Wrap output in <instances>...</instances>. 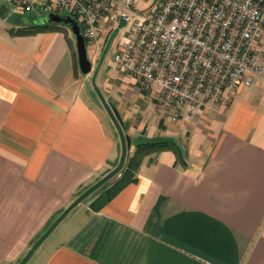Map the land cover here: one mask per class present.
Masks as SVG:
<instances>
[{
    "label": "crops",
    "instance_id": "crops-1",
    "mask_svg": "<svg viewBox=\"0 0 264 264\" xmlns=\"http://www.w3.org/2000/svg\"><path fill=\"white\" fill-rule=\"evenodd\" d=\"M38 16L0 5V264H17L120 155L64 30L15 32ZM114 68L97 84L121 117L128 152L166 138L180 154L146 156L136 180L98 210L83 202L35 264H264V76L225 107L172 121L154 92Z\"/></svg>",
    "mask_w": 264,
    "mask_h": 264
},
{
    "label": "built area",
    "instance_id": "built-area-1",
    "mask_svg": "<svg viewBox=\"0 0 264 264\" xmlns=\"http://www.w3.org/2000/svg\"><path fill=\"white\" fill-rule=\"evenodd\" d=\"M132 2L0 0V5L29 15L74 17L95 55L104 46L102 35L123 19L113 63L154 92L158 111L172 121L225 107L239 87L264 76V0H163L145 12L135 11Z\"/></svg>",
    "mask_w": 264,
    "mask_h": 264
},
{
    "label": "water",
    "instance_id": "water-1",
    "mask_svg": "<svg viewBox=\"0 0 264 264\" xmlns=\"http://www.w3.org/2000/svg\"><path fill=\"white\" fill-rule=\"evenodd\" d=\"M43 22H56L63 23L71 30L74 37V46L77 58V64L79 72L82 75L90 74V83L93 88L94 93L97 95L104 109L106 110L111 122L113 123L118 138L120 142V155L117 164L109 170L106 174H104L97 181L92 183L86 189H84L77 197H75L62 211L61 213L48 225V227L38 236V238L32 243L24 256L18 261L17 264H26L36 249L40 246V244L50 235V233L56 228V226L61 222V220L68 214V212L74 208L78 203L84 200L87 196L92 194L95 190H97L101 185L107 182L110 178L115 176L122 169L127 154L128 148L130 146V138L124 133L122 120L118 112L116 111L113 104L107 101L102 94L99 86L96 83V77L99 72V69L103 63L107 50L119 29L124 25V20L121 19L116 27L112 29L109 33L104 46L101 50V53L98 57V60L95 66H92V62L87 55L86 43L83 37V34L80 30V26L78 21L69 15H60L56 13H48Z\"/></svg>",
    "mask_w": 264,
    "mask_h": 264
},
{
    "label": "trees",
    "instance_id": "trees-1",
    "mask_svg": "<svg viewBox=\"0 0 264 264\" xmlns=\"http://www.w3.org/2000/svg\"><path fill=\"white\" fill-rule=\"evenodd\" d=\"M63 23L56 22H44V23H29L25 26L19 27L15 32L17 33H35L47 30H58L62 29ZM80 30L82 32V27ZM67 27V26H66ZM68 42L69 38L67 37ZM86 43V41H85ZM75 55V52H74ZM77 64V61H75ZM134 149L128 152L125 163L118 174L110 178L107 182L101 185L92 194H97L94 199L90 202V207L93 210L100 209L104 204H106L117 192H119L128 183L133 182L137 178V171L142 162V160L150 155L156 154L165 149H172L177 155L180 154L178 147L175 142L171 139L166 138H154L143 141H137L133 143ZM113 180V181H112ZM88 197V196H87ZM86 197V198H87Z\"/></svg>",
    "mask_w": 264,
    "mask_h": 264
},
{
    "label": "rangeland",
    "instance_id": "rangeland-1",
    "mask_svg": "<svg viewBox=\"0 0 264 264\" xmlns=\"http://www.w3.org/2000/svg\"><path fill=\"white\" fill-rule=\"evenodd\" d=\"M22 14H25V13H22ZM26 16H30L29 14H25ZM32 16V15H31ZM46 14H41V16H38L39 18H36L35 22L36 23H44L43 19L45 18ZM30 21H32L30 18H29ZM61 26H63V30L64 32L66 33V35L68 36L69 38V41H70V46L72 48V50L75 52V46H74V37H73V34L71 32V30L69 29V27H66L62 24H60ZM125 31V27H123L120 31H118L108 50H107V53L105 55V58L103 60V63L99 69V72H98V75H97V78H96V83H97V80L99 81L100 77H101V74L103 73V71L105 70H109V71H114V63H113V60H112V55H113V51H114V46H115V43L117 41H119V39L123 36V32ZM109 33H105L104 35H102V41H103V45L108 37ZM86 49H87V55L89 57V59L92 61V65L95 66L96 64V60H92L93 58V55L95 54V51L94 49L88 47L86 45ZM101 53V52H100ZM99 53V55H100ZM98 55V57H99ZM75 58H76V52H75ZM76 61H77V58H76ZM77 67H78V64H77ZM78 69V68H77ZM79 71V69H78ZM85 76V79H84V87L83 89L87 90V91H91L92 94H93V98L94 100L98 103L100 109L102 110V112L109 118L106 110L104 109L103 105L101 104L100 100L98 99L97 95L94 93L93 91V88L91 86V83H90V74H87V75H84ZM98 85V84H97ZM113 181V180H112ZM97 194H93L91 196H88L87 198H85L84 200H82L80 203H78L74 208H72L68 214L61 220V222L56 226V228L50 233V235L40 244V246L37 248V250L33 253V255L30 257V259L27 261L26 264H35V262L37 261V259L39 258V255L40 253H42L43 251H46L50 246H52L53 244H56L58 242V239L59 237H56L60 227L66 222V221H69L71 219H73L75 217V214L77 211H79L80 209H82L81 207V204L84 202V203H88V202H91L94 197L96 196ZM61 213V212H60ZM58 213L54 219L60 214ZM53 219V220H54ZM51 223V222H50ZM49 223V224H50ZM47 228V227H46ZM45 230V229H44ZM38 238V237H37ZM36 238V239H37Z\"/></svg>",
    "mask_w": 264,
    "mask_h": 264
}]
</instances>
